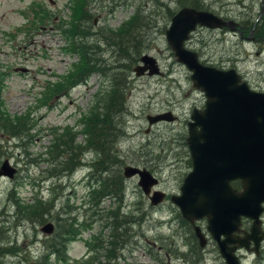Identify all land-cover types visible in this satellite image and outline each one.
<instances>
[{
    "label": "rangeland",
    "instance_id": "rangeland-1",
    "mask_svg": "<svg viewBox=\"0 0 264 264\" xmlns=\"http://www.w3.org/2000/svg\"><path fill=\"white\" fill-rule=\"evenodd\" d=\"M32 1L45 4L47 9L43 8V14L34 11L36 15L30 10L25 17L21 9ZM130 1L132 5L122 3L120 0L117 1L119 3H113L111 0L93 2L92 12L95 17L93 27L107 24L116 28L134 11L135 6L143 3V0ZM66 3L67 0H0V71L4 72L0 102L3 110L10 116L29 111L34 123L33 138L7 139L9 141L6 142V137H1L6 154L1 155L0 164L4 159H9V162L18 169L12 179L0 177V210L4 207L10 215L9 218L0 220L3 224L0 223V226L7 240L16 244V251L6 255V264H36V258L45 249L41 242L45 236L40 229L41 225L15 219V207L10 204L9 192L15 188L17 194L26 197L28 201L35 192L43 193L44 198L50 197L52 179L48 177L45 180V169L50 162V155L45 151V146L50 140L49 129L65 125L74 126L82 114L91 108L93 101L101 100L100 94L95 95V98L94 94L102 86L109 88V80L106 79L102 83L101 80L104 78L96 72L85 84L75 86L69 93L67 91L66 94L56 95L51 103L38 104L36 95L41 91L44 82L47 80L56 82V79H59L58 75L68 74L71 63L78 59L75 53L72 55L70 51L63 49L64 39L58 29L59 21L69 13ZM164 4L173 12L181 7L179 0H167ZM198 4L203 5L202 9L237 21L242 32H232L227 28L198 27L191 33L186 47L197 51L201 61L206 64L224 69L234 68L252 89L264 91V0H199ZM151 11H154L152 5L146 12ZM21 25L27 28L17 31L16 27ZM168 25V20L161 17L157 20L156 26L151 27L152 31L150 30L146 38L151 47L145 53L155 59L162 75L136 76L133 68L141 63L138 60L127 78L125 106L127 111L123 119L125 132L122 137L117 138L116 146L123 154L125 165L155 166L160 183L158 188L171 195L179 192L182 179L190 170L187 163L189 152L182 142L187 135L186 122L190 113L193 107L201 108L204 105V95L192 85L189 70L176 60L168 46L164 34ZM95 39L89 41L94 42ZM100 48L102 50L106 48L102 56L107 61L114 60L112 52L104 43L100 44ZM17 68L26 70L21 72L17 71ZM99 104L97 109L101 110L102 103ZM164 112H171L178 119L175 122H159L151 126L148 124V115ZM83 140L79 134L77 141L82 143ZM85 157L93 161L95 154L88 153ZM34 158L40 162H36ZM82 170L60 176L62 179L59 180L65 190L63 196L59 198L58 207H63L68 202L69 216L75 217L78 223H82L85 218L88 219V212H84L88 205L83 202V195L86 191L89 192V187L86 186L87 178L82 176ZM137 187V177L128 179L127 202L135 203L141 199L144 205H149L147 198ZM113 206L109 200H105L100 207L110 209ZM173 207L175 206L167 201L159 209L152 210L146 223L142 227H136L137 233L141 235L140 243L133 247L132 251L131 246L125 248L122 251L123 256L117 260L118 264H160L149 254L151 250L145 239L154 241L160 235L163 237V244L167 245V241L171 240L169 237H172L177 229V222H167L173 217L171 211ZM199 225L208 239L203 247L201 264H225L215 240L211 239L206 230V222L201 220ZM245 225V229L249 227V223ZM262 227L264 230V213ZM101 232L109 231L101 230L99 222L91 223L89 228L84 229L79 237L69 243L68 258L72 260L65 263L51 259V264H77L75 259H87L88 241L92 239L91 236ZM185 232L187 230H182V238L186 236ZM32 237L36 242L27 249L25 243L28 244ZM181 237L177 236L175 241L178 250L184 251L185 247L189 246H184L180 242ZM159 250L161 248L155 245L153 252ZM171 255V258L169 254L166 256L167 264H185L181 258L174 257L173 253ZM238 255L241 264H264V248L259 257L244 250L238 252Z\"/></svg>",
    "mask_w": 264,
    "mask_h": 264
},
{
    "label": "trees",
    "instance_id": "trees-1",
    "mask_svg": "<svg viewBox=\"0 0 264 264\" xmlns=\"http://www.w3.org/2000/svg\"><path fill=\"white\" fill-rule=\"evenodd\" d=\"M98 1H70L71 14L67 19L59 21L58 29L67 35L69 41L67 50L75 53L78 60L74 63L72 70L62 77L61 81L47 84L46 90L41 92V96L36 97V100L40 105L49 104L56 95L66 94L71 87L86 83L90 76L96 72L104 80H109V88L102 86L93 96L95 98V95L100 94L101 100L93 101L91 108L79 118L78 124L81 125L79 131L84 137L82 143L77 141L78 132L69 128L63 132H58L55 128L51 130V142L45 147L47 155H50L46 177L52 179L50 184L51 196L45 200L35 195L31 202H25L17 194L15 188L8 195L10 204L15 207L17 217L15 219L29 221L36 225L41 224L46 218H52L57 224V229L47 237L46 252L40 256L39 261H35L36 264H51L48 261L51 254H54L56 259L65 260L68 243L79 237L81 231L89 228L93 222L101 223V230L106 229L109 232H101L93 236V242H90L89 245L95 254L92 260L85 264H118L117 260L123 256L122 251L125 248L131 246L130 251H132V248L140 243L141 235L137 233L136 227H142L148 217L151 216L153 208L157 209L155 206L144 205L141 199L135 203L127 202L128 179L123 174L125 162L123 154L119 152L120 150L116 146V141L125 132L123 128L125 120L123 119L127 111L125 108L127 104V78L140 56L151 47L150 42L146 41L151 27H155L157 20L161 17H165L169 22L175 11L167 9L166 4H164L167 0H143L141 5L134 7V12L118 28L107 26V24L95 28L93 27L95 17L92 12V4ZM111 1L119 3L118 0ZM120 2L127 3V0H120ZM179 2L181 7L203 8V5L198 4L199 0L196 2L194 0H179ZM150 5L154 7V11L146 12ZM43 10L40 7L36 12L43 14ZM89 39H95V41L90 42ZM101 43H104L112 52L113 61H107L102 56L106 48L102 50L100 48ZM109 58L110 55H108ZM3 78L4 72L0 71V92L3 86ZM99 103H102L101 110L97 109ZM33 127L34 123L29 111L22 115L10 116L3 110L0 102V157L6 154L5 148L3 149L4 145L1 143L2 136L6 137V140L33 138ZM182 144L186 147L185 139ZM86 152L95 154V159L90 160L89 164L92 180L87 195L89 205L85 210L88 212V219L78 223L75 217L69 216L70 209L63 212L57 210L53 213L52 206L54 207L56 198L59 199L57 197L59 194L55 195L58 192L57 187L59 188L57 179L76 169L81 164ZM148 152L150 151L148 150ZM35 161L40 162V160ZM187 163L190 166L189 158ZM146 168L155 173V166L147 165ZM232 185L237 188L241 187L239 181L232 182ZM105 200H109L114 206L110 209L101 208L100 206ZM171 211L174 222H177V229L172 237H169L171 240L167 241V245L163 244V237L161 238L160 235L154 241L145 239L148 248L151 250L149 254L160 264H167L165 252L171 257L173 253L174 257L181 258L185 264H201L203 249L199 246L192 226L181 216L176 207H173ZM9 216L4 207H1L0 217L3 218L0 220H5L4 218H9ZM0 223L2 224V222ZM182 230H187L184 238L181 237ZM177 236L181 237L180 242L184 246H189L188 248L185 247L184 251L178 250L175 241ZM153 242H156V245H162L163 250L153 252L155 247ZM15 249L16 244L7 240L3 228L0 226V264H6V255L15 252Z\"/></svg>",
    "mask_w": 264,
    "mask_h": 264
},
{
    "label": "water",
    "instance_id": "water-1",
    "mask_svg": "<svg viewBox=\"0 0 264 264\" xmlns=\"http://www.w3.org/2000/svg\"><path fill=\"white\" fill-rule=\"evenodd\" d=\"M237 22L224 19L206 9L191 6L179 8L165 30V39L176 60L190 71L196 89L206 97L204 107H194L187 122L185 138L191 159V170L183 178L178 194L170 200L190 223L206 218V229L218 245L226 264H240L235 250L248 248L254 241L257 252L264 236L260 215L264 210V91L250 88L234 69H220L203 64L196 51L185 47L190 32L197 26L236 30ZM134 67L137 76L159 74L155 59L143 54ZM24 70V69H21ZM162 74V73H161ZM148 123L174 120L171 112L147 116ZM16 168L5 159L0 176L12 178ZM125 177L137 176V184L150 203L156 205L165 192L152 190L158 183L149 170L133 165L124 166ZM239 180L241 189L230 182ZM252 220L250 231L239 236L241 217ZM52 223L41 227L50 232ZM199 243L207 239L200 226L193 225Z\"/></svg>",
    "mask_w": 264,
    "mask_h": 264
},
{
    "label": "flooded vegetation",
    "instance_id": "flooded-vegetation-1",
    "mask_svg": "<svg viewBox=\"0 0 264 264\" xmlns=\"http://www.w3.org/2000/svg\"><path fill=\"white\" fill-rule=\"evenodd\" d=\"M239 27H237V33H241L242 32V30H241V26L240 25H238ZM250 38H251V28H250ZM64 208V209H63ZM68 209H70V206L69 205H67V203L63 206V207H60L59 209H58V211H60V212H63V211H65V210H68ZM263 243H264V240L261 242V244H260V247H259V250H258V253H257V255L256 256H261V253L263 252V248H264V246H263ZM250 248L252 247V242L250 243V246H249ZM246 252V251H245ZM250 252H252V251H250ZM252 254H254L253 252H252Z\"/></svg>",
    "mask_w": 264,
    "mask_h": 264
},
{
    "label": "bare ground",
    "instance_id": "bare-ground-1",
    "mask_svg": "<svg viewBox=\"0 0 264 264\" xmlns=\"http://www.w3.org/2000/svg\"><path fill=\"white\" fill-rule=\"evenodd\" d=\"M85 224V223H84ZM124 230V229H123Z\"/></svg>",
    "mask_w": 264,
    "mask_h": 264
}]
</instances>
